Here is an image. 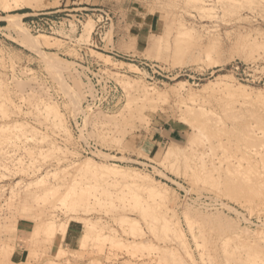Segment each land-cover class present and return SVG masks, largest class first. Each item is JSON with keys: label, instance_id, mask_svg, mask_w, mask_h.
<instances>
[{"label": "rangeland", "instance_id": "rangeland-1", "mask_svg": "<svg viewBox=\"0 0 264 264\" xmlns=\"http://www.w3.org/2000/svg\"><path fill=\"white\" fill-rule=\"evenodd\" d=\"M15 2L0 0V264H264V0H211L210 13L195 0ZM64 4L110 13L104 43L99 12L79 42L96 40L123 88L116 111L84 113L77 48L32 41L25 15ZM220 77L230 92L205 89ZM89 141L96 156L79 151ZM90 159L138 175L69 167Z\"/></svg>", "mask_w": 264, "mask_h": 264}, {"label": "built area", "instance_id": "built-area-1", "mask_svg": "<svg viewBox=\"0 0 264 264\" xmlns=\"http://www.w3.org/2000/svg\"><path fill=\"white\" fill-rule=\"evenodd\" d=\"M89 12H93L92 16L96 15L95 12H99L94 17L96 24L92 35L100 43H104L111 16L109 12L100 8H73L64 4L62 9L31 11L25 15L24 24L32 34L51 35L80 51L82 58L77 63V70L87 87L83 103L84 113L116 111L124 102L123 88L107 73L108 70L104 63L90 54L88 47L94 48L96 40H93L89 46L79 42L85 22L90 15ZM111 54L118 57L115 51H111ZM99 150V146L93 141L86 142L79 147L81 155L87 156H96Z\"/></svg>", "mask_w": 264, "mask_h": 264}, {"label": "bare ground", "instance_id": "bare-ground-1", "mask_svg": "<svg viewBox=\"0 0 264 264\" xmlns=\"http://www.w3.org/2000/svg\"><path fill=\"white\" fill-rule=\"evenodd\" d=\"M15 1V0H14ZM195 1H197L198 3H200V9L202 10V12L203 13H210L209 11H211L212 10V8H210L209 6V4H208V1H211V0H195ZM236 1H238V0H236ZM247 2V1H246ZM249 2V1H248ZM16 4H18V0H16V2H15ZM252 3V2H251ZM209 7V8H208ZM5 8L6 9H9V8H11L10 7V5L9 4H7L6 6H5ZM214 15V14H213ZM215 16V15H214ZM32 41L35 43V44H37V45H46V44H48L49 43V39L46 37V36H38V37H36V38H32ZM136 67V66H135ZM225 77V76H224ZM223 78V77H222ZM219 79H221V77L219 78ZM218 79V84H211L212 86H206L205 87V89H209V90H211L210 88H214L215 86H217V88L219 87V88H221V90L223 89L224 91H227V92H230V88L232 89V87L231 86H229L227 83H226V80H224V78L223 79H221V80H219ZM228 82V81H227ZM217 83V82H216ZM184 84V83H183ZM208 87V88H207ZM245 87V86H244ZM219 88H218V90H219ZM235 88V87H234ZM214 90H215V88H214ZM207 91V90H206ZM216 91H217V89H216ZM204 92H205V90H204ZM159 94H162V93H159ZM158 94V95H159ZM205 94V93H204ZM163 95V94H162ZM232 95V94H231ZM189 98V97H188ZM192 102H195V99L193 98V96L192 97H190L189 98ZM191 102V103H192ZM3 107V106H2ZM49 110H51V111H53L51 108L49 109ZM18 123V122H17ZM14 124H16V123H14ZM18 125V124H17ZM19 127V126H18ZM21 127V126H20ZM17 128V127H16ZM21 129V128H20ZM180 156V152H179V154H178V152L175 150V149H169L168 151H167V153L165 154V160H169L171 163H177L178 161H179V157ZM72 164V163H71ZM186 164V163H185ZM184 164V165H185ZM187 166V165H186ZM69 167H71V169H74V170H76L78 173L79 172H87V174H92V173H94L93 175H95V174H99V176H101V175H109V174H117V175H123V176H137L138 174H135L136 172L135 171H128V170H126V169H124V168H122V167H119V166H115V165H113V166H107V165H102V164H98L97 162H95L94 160L92 161L91 159L90 160H85V161H82V162H79V163H73V165L72 166H69ZM68 167V168H69ZM66 170V169H65ZM68 170V169H67ZM89 172V173H88ZM66 173V172H65ZM53 175H57L56 173L55 174H53ZM55 177V176H54ZM56 178V177H55ZM64 178V177H63ZM74 182H76V181H74ZM38 185L37 186H39V187H42V185H45L46 183H45V181H44V178L42 179H39L38 180ZM78 183V182H77ZM41 186H40V185ZM79 184V183H78ZM73 186V185H72ZM76 186H78V185H76ZM54 188V187H53ZM52 187H51V189H48V190H45L44 191V187H43V193L44 194H46V195H44V196H47V194H50V196H52L53 197V199L54 198H56L57 196L59 197H61V193L60 192H62V191H58V188H56L55 187V189H53ZM73 188V187H72ZM76 188V187H75ZM70 189V188H69ZM69 189H67L68 191H66L65 190V192H64V194L62 195L63 197L61 198L64 202H66L67 200H69V198L71 199V197H73L75 194H77V192H75V190H74V188H73V193H72V190H71V192L69 191ZM47 191V192H46ZM89 193V192H88ZM87 193V195L88 196H96V194L94 193L93 194V192L92 193H89L88 194ZM60 194V195H59ZM148 195V198L150 199V200H153V202H156V203H158L157 202V199H159L158 201H161L162 202V200H164V199H167V194H166V191H165V189L164 188H155V187H150V188H148V193H147ZM78 195H80V193H78ZM82 195H83V193H82ZM85 195V194H84ZM107 195H108V193H107ZM38 195H36V198H37V200H38V198L41 200V198L38 196ZM41 196H42V194H41ZM87 196V197H88ZM110 196V195H109ZM132 196V195H131ZM48 197H49V195H48ZM48 197H46V199L48 198ZM58 197H57V199H58ZM60 197H59V199H60ZM133 197H135V199H133L132 197V199H133V201L135 200V201H137L136 199L139 197V196H137L136 194H134L133 195ZM137 197V198H136ZM44 197H42V199H43ZM97 198V197H96ZM73 199H74V197H73ZM139 200L137 201V202H139L140 203V197L138 198ZM143 199V198H142ZM48 200H49V198H48ZM47 200V201H48ZM79 202V201H78ZM135 203V204H139V203ZM150 202H152V201H150ZM77 203V202H76ZM160 203V202H159ZM143 204V203H142ZM134 205V204H133ZM149 205V204H148ZM75 206V207H74ZM74 209L76 208V206L77 205H75V202H74ZM138 206V205H137ZM136 206V207H137ZM147 206V204L145 205V207L144 208H142V206H141V208H142V212H148V206ZM151 206V205H150ZM155 206V205H154ZM135 206H134V208H136ZM133 208V209H134ZM77 209V208H76ZM140 209V208H139ZM155 210V209H154ZM138 211V210H137ZM152 212H154V211H152ZM158 212V211H157ZM146 214H148V213H146ZM140 215H141V212H140ZM143 215V214H142ZM141 215V216H142ZM150 216V215H149ZM158 216V215H157ZM153 218H156V217H153ZM163 218V217H162ZM160 219V218H159ZM166 219V218H165ZM164 220V219H163ZM157 221V220H156ZM166 221V220H165ZM164 221V222H165ZM153 222V221H152ZM155 223V222H154ZM156 224V223H155ZM134 225V224H133ZM166 226H169L168 224H165ZM171 225V224H170ZM137 227V226H136ZM149 227V226H148ZM135 228V227H134ZM164 228V227H163ZM166 228H168V227H166ZM162 229V228H161ZM155 230V229H154ZM165 230V229H164ZM169 230V229H168ZM174 230V229H173ZM166 231V230H165ZM138 232H139V230H138ZM162 232V231H161ZM134 233V232H133ZM137 233V232H136ZM168 233V232H167ZM166 233V234H167ZM163 234V233H162ZM174 234H175V231H174ZM133 235H135V233L133 234ZM142 235V234H141ZM165 235V234H164ZM179 236V235H178ZM180 236H182V234L180 235ZM179 236V237H180ZM143 243V242H142ZM141 243V244H142ZM133 244V243H132ZM135 244V247L137 246L136 244L137 243H134ZM153 245V244H152ZM133 246V245H132ZM141 246V245H140ZM149 246H151V245H149ZM142 247V246H141ZM151 247H153V246H151ZM138 248H140V247H137L136 249H138ZM145 249H147V247L145 248ZM150 249H152V248H150ZM186 249V248H185ZM171 257V256H170ZM173 257V256H172Z\"/></svg>", "mask_w": 264, "mask_h": 264}, {"label": "crops", "instance_id": "crops-1", "mask_svg": "<svg viewBox=\"0 0 264 264\" xmlns=\"http://www.w3.org/2000/svg\"><path fill=\"white\" fill-rule=\"evenodd\" d=\"M86 4H88V3H86ZM89 5V4H88Z\"/></svg>", "mask_w": 264, "mask_h": 264}]
</instances>
